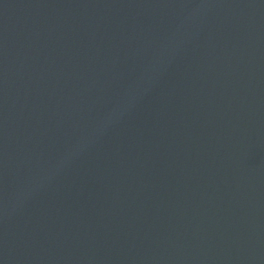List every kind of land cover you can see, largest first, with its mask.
Returning <instances> with one entry per match:
<instances>
[{"label":"water","instance_id":"obj_1","mask_svg":"<svg viewBox=\"0 0 264 264\" xmlns=\"http://www.w3.org/2000/svg\"><path fill=\"white\" fill-rule=\"evenodd\" d=\"M0 264H264V0H0Z\"/></svg>","mask_w":264,"mask_h":264}]
</instances>
